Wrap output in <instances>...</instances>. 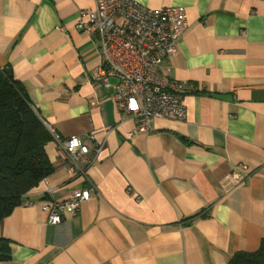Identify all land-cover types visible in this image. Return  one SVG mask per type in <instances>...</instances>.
I'll list each match as a JSON object with an SVG mask.
<instances>
[{"label": "crops", "instance_id": "crops-1", "mask_svg": "<svg viewBox=\"0 0 264 264\" xmlns=\"http://www.w3.org/2000/svg\"><path fill=\"white\" fill-rule=\"evenodd\" d=\"M136 1L182 6L188 22L158 64L186 85L185 118L138 134L92 81L99 52L76 24L95 0H0V71L48 130L89 148L81 171L47 143L53 171L1 222L0 264H228L264 238V0ZM240 163L249 176L232 185ZM82 189L75 214L48 223L44 202Z\"/></svg>", "mask_w": 264, "mask_h": 264}, {"label": "built area", "instance_id": "built-area-1", "mask_svg": "<svg viewBox=\"0 0 264 264\" xmlns=\"http://www.w3.org/2000/svg\"><path fill=\"white\" fill-rule=\"evenodd\" d=\"M76 28L94 38L101 63L92 81L112 89V102L120 113L134 116V134L146 133L155 119L185 118L184 82L164 77L158 64L174 56L188 27L185 8H149L136 0H95L93 9L80 11ZM69 167H78L89 148L75 136L65 138L49 129ZM100 150L97 148L96 151ZM249 176L245 164H235L226 175L232 185ZM90 198L87 189L72 191L63 200L44 202L48 223L58 224L63 215H73L80 202Z\"/></svg>", "mask_w": 264, "mask_h": 264}, {"label": "trees", "instance_id": "trees-1", "mask_svg": "<svg viewBox=\"0 0 264 264\" xmlns=\"http://www.w3.org/2000/svg\"><path fill=\"white\" fill-rule=\"evenodd\" d=\"M52 139L25 88L0 71V224L53 171L46 153ZM8 257L9 242L0 238V261ZM228 264H264V238L255 251L237 252Z\"/></svg>", "mask_w": 264, "mask_h": 264}]
</instances>
